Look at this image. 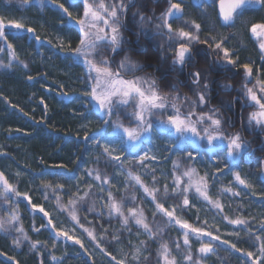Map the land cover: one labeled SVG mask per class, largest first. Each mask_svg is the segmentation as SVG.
Masks as SVG:
<instances>
[{
  "label": "trees",
  "instance_id": "1",
  "mask_svg": "<svg viewBox=\"0 0 264 264\" xmlns=\"http://www.w3.org/2000/svg\"><path fill=\"white\" fill-rule=\"evenodd\" d=\"M127 2L128 11L121 21L124 25L121 35L125 43L113 55V66L128 56L143 68L135 73L136 76L154 78L162 92L170 95H175L172 92V87L175 86L181 96L187 94L192 99L196 97L189 89L196 90L197 86L192 83L190 73L197 70L206 72L210 87L209 103L204 109L197 111L217 109L220 118L227 122L226 131H239L250 144L248 151L241 153L234 163L229 159V168L220 173H217V166L223 167L226 152L210 148L207 142H202L198 147L191 143L183 148L177 145L172 147V143L162 146L164 156L160 157L161 161L154 167L158 179L157 187L161 189L165 183L172 184L171 173L175 161L180 160L181 167L192 166L203 171L209 177V184L212 183L211 196L214 199L219 198L226 205L224 214L227 209L229 213L236 216L240 214L241 218L248 221L251 234L244 226H239L232 228V233L238 232L239 236L229 235L227 229L231 225L226 224L221 213L217 210L215 213L211 212L205 203L194 202L189 196L192 200L190 209L178 208L177 214L190 224L210 230L222 240L234 243L241 249L237 252L228 245L212 241L217 246V254L205 258L202 264H249L251 260L243 253L253 252L255 260L259 256V245L264 241V228H261L264 223V151H261L264 147V132L247 124V117L254 109L244 107L245 100L242 96L236 101L241 92L242 70L229 71L228 66H220L215 53L203 44L194 45L192 61L182 71L173 69V51L168 47L167 37L159 34L155 27V17L167 9V0ZM57 3H64L75 18L83 16L81 0H57ZM141 15L146 21L152 18L151 22L141 24ZM0 17L4 18L5 25L18 21L35 30L33 34L6 27L8 43L12 44V49H8L7 44L0 40V48L4 49L0 52V173L22 194L15 196L9 193L10 200L0 195V219L6 220L11 214L18 215L19 225L24 228L30 240L41 242L36 250L31 248L28 241L23 240L16 247L13 241L20 234L14 230L0 231V253L3 254L0 255V264H40L41 260L44 264H115L111 256H106L96 248L95 243L71 219L68 212L60 210L52 188L45 186L64 185L59 192L64 206H67L69 198L77 192L78 187L87 191V185L99 184L88 175L89 171L99 170L109 176L115 184L110 190L117 199L126 195L124 184L127 182L128 171L140 174L144 183L151 187L152 181L144 175L137 163L133 164L135 157L145 151V145L139 148L138 153L126 152V156L122 157L123 164L111 161L103 154L102 145L114 137L113 121L119 120L125 127L136 125L134 120L129 119L133 108L128 106L126 110L122 109L111 117L108 124L104 123L108 118L96 102L84 94L91 86L87 82V68L82 58H77L73 51L79 46V25L52 3V0H43V3L40 0H31L28 5L23 4L22 0H0ZM37 36L40 37L39 40L36 39ZM246 61L253 62L254 71L256 68H264V63L261 64L259 59ZM225 84H230L234 90L225 92L221 87ZM119 135L121 134L116 136ZM85 136L88 137L87 140ZM97 140L100 145L96 144ZM189 151L196 157L194 161L188 159ZM121 172L124 174L121 175ZM235 172H239L251 187L246 188L236 183L233 175ZM224 187L240 190V195H221ZM131 191L129 188L128 193ZM92 192L97 195L77 204L80 223L94 230L101 247L115 256L116 260H121L119 254L129 251L136 227L131 225L130 233L123 229L117 219H110L107 209L102 207V197L105 194L100 193L95 186ZM23 194H27L32 205L43 207L50 214L58 230H74L71 234L81 239L84 248L63 237L54 240L51 227H42L47 225L48 218L34 210L23 198ZM136 195L138 200L143 201L140 206L153 228L156 224L163 225L164 220L160 216L153 220L154 206L149 199L143 197L142 192ZM163 202L166 207L173 204L182 206L181 198L166 199ZM101 212L104 214L101 215ZM218 213L220 215L217 220L210 223L209 218ZM205 220L207 224H204ZM34 226L40 228V231H33ZM180 232L178 226L166 228L162 236L157 238V243L141 235V241L149 246L145 253L149 256L146 264H156V251L160 240L168 242L175 251L173 242L179 240L182 243ZM115 235H119L118 241L113 239ZM255 236H260L261 241H257ZM100 237L103 239H99ZM203 239L207 241L209 238ZM199 247V242L193 240L194 255ZM52 256L58 259L53 261Z\"/></svg>",
  "mask_w": 264,
  "mask_h": 264
},
{
  "label": "snow or ice",
  "instance_id": "2",
  "mask_svg": "<svg viewBox=\"0 0 264 264\" xmlns=\"http://www.w3.org/2000/svg\"><path fill=\"white\" fill-rule=\"evenodd\" d=\"M30 2L31 0H22L25 5L30 4ZM40 2L43 3V0H40ZM52 3L56 4L60 10L69 18L74 19L75 23L79 25V46L73 51L77 58H82L87 68V82L91 86L90 90H86L84 94L90 96L108 118L104 120V123L108 124L111 117L117 115L122 109L126 110L128 106L133 108L129 119L135 121V127H124L119 120L113 121L117 131L122 129L126 140L121 137L118 141L108 140L102 145L103 154L111 161H118L123 164L122 154L135 149L136 144L141 141L144 134L152 133L155 123L174 129L177 140L173 142V147H176L177 143L201 140L207 141L208 146L211 148L221 149L226 152L223 167L217 166V173L229 168V159L234 163L241 153L248 151L250 144L239 131L233 133L226 131L225 125L227 122L220 118L217 109H209L208 112L197 111V109H204L209 103L208 94L210 87L209 81L206 79V72L197 70L190 73L192 83L197 86L196 90L189 89L196 97L192 99L187 94L181 96L175 86L172 87V92L175 95H170L162 92L154 78L136 76L135 73L142 71L143 68L128 56H125L118 65L113 66V55L125 43L121 35V28L124 27L121 21L128 11L127 0H81L83 7V16L81 18L73 17L72 12L68 7H65L64 3H57V0H52ZM167 4V9L161 12L158 17H155V27L159 34L167 37L168 47L173 51V56L171 57L173 69L182 71L192 61L194 45L203 44L216 54L223 66H228L227 70H242L241 92L237 95L236 101L238 102L242 96L245 100L244 107L254 109L247 117V124L258 128L260 132H264V74H262L264 73V68H256L254 71L253 62L241 63L234 51L226 46L225 40L227 38L209 36L201 39V25L195 21H184L187 30L185 26L174 28V23L183 20L184 8L182 0H167ZM253 5H258L261 9H264V0H219L217 18L221 22V26L234 27L237 20L241 19L244 13ZM151 20L152 18H148L146 21L143 15L140 16L141 24L151 22ZM6 27L35 33L32 27H26L23 22L11 21L5 25L4 18L0 17V40L7 44L8 49H12L13 46L8 43ZM248 30L251 38L258 46L261 60L264 61V22L253 23ZM36 39L39 40L40 37L37 36ZM2 51L4 49L0 48V52ZM9 66L4 65V67ZM24 67H27V65H24ZM221 87H223L225 92L234 90L230 84H225ZM228 107H231V103H229ZM165 115L167 116L166 121L164 119L153 120V117H164ZM230 126L234 127V125ZM87 139L88 137L85 136V140ZM116 143H119V149H117ZM96 144L100 145V141L97 140ZM261 151H264V147L261 148ZM187 155L189 160L194 161L196 159L191 151ZM154 160H157V157L147 152L143 156L138 157L139 164L145 169H150L151 187L144 183L140 174L128 171L127 182L124 184L126 195L120 199H117L110 190L115 186L114 181L99 170L88 172V175L94 181H98L99 184L87 185V191H83L78 187L77 192L69 198L67 206L61 203V196L59 195V192L64 188L63 184H57L55 187L46 185L45 187L52 188L60 210L68 212L71 219L83 228V231L95 243L96 248L100 249L106 256H111L115 264H128L129 260L131 264H142V260L146 264L149 256L145 255V253H147L149 246L145 241H140V246H133V251L129 255H125L121 260H116L115 256L101 247L100 243L97 242L95 231L84 227L77 215V204L86 202L90 197L97 195L92 192L94 186L99 188L100 193L105 194V197H102L104 199L102 207L107 209L108 217L117 219L123 229L130 233L132 230L130 226L134 225L138 236L144 235L148 240L157 243V238L162 236L166 228L178 226L181 229L182 243L179 240L173 242L175 251L168 242L159 241L156 251V264H202L205 258L217 254V246L212 241H218L220 244L228 245L229 248L240 252L241 249L236 244L222 240L219 235H214L210 230L190 224L177 214L178 208H187L190 205L189 193L194 192L197 198L202 199L212 209L221 213L222 219L227 221L229 225L235 227L244 226L251 234L247 220L239 216L230 218L227 214H224L225 206L219 198L214 199L209 192L208 175L199 176L196 169L191 167L180 171V163L173 162L172 184L168 185L165 183L163 189H161L157 187L158 179L155 175V168L146 163V161ZM60 167L63 166L61 165ZM120 174L123 175L124 173L121 172ZM145 175H148V172H145ZM233 175L236 183L246 188L251 187L241 177L239 172H235ZM105 185L108 187H104ZM129 188L132 189L131 193H128ZM138 192H142L143 197L148 198L154 206L153 220H155V217L160 216L164 220L163 225L156 224L155 228H153L144 214V209L140 206L143 201L138 200L136 195ZM9 193L15 196L22 195L8 182L3 173H0V195H3L6 200H10ZM224 193H230L232 196L240 195V192L234 191L233 187H224L221 190V195ZM23 198L32 205V201L27 194H23ZM45 198L47 199V196ZM175 198L182 199V206L177 204L165 206L164 200ZM94 207L95 202H93L92 209ZM32 208L43 213V216L48 218L47 225H42V227H51L54 233V240L63 237L65 240L79 245L80 248H84L81 239L71 234L74 230H58L50 218V214L43 207L32 205ZM103 214L101 212V215ZM19 219L16 214L9 215L6 220L0 219V231L8 232L14 230L20 234L13 241L16 247H19L21 240H23L28 241L31 248L36 250L38 245H41V242L30 240L24 228L19 225ZM204 224H207L206 220ZM261 228H264V223L261 224ZM33 231L38 232L40 228L34 226ZM216 231L219 232V229H216ZM228 234L239 236L238 232ZM204 237L209 239L205 241ZM99 239L102 240L103 237ZM113 239L118 241L120 237L115 235ZM255 239L261 241L260 236H255ZM193 240L198 241L200 244L196 255L192 252ZM85 251L87 250L85 249ZM258 252L259 256L253 260V264H264V241H261ZM243 254L248 259H253V252L248 251ZM0 255L3 254L0 253ZM9 259L13 258L9 257ZM57 259L56 256H52L53 261ZM40 264H44L43 260L40 261Z\"/></svg>",
  "mask_w": 264,
  "mask_h": 264
},
{
  "label": "rangeland",
  "instance_id": "3",
  "mask_svg": "<svg viewBox=\"0 0 264 264\" xmlns=\"http://www.w3.org/2000/svg\"><path fill=\"white\" fill-rule=\"evenodd\" d=\"M201 1L202 0H199L195 3L193 1L184 0L182 3V6L184 8L183 20L177 21L175 23L174 28H177L180 26H185L186 30H187V26L184 24V21H189V22L195 21L196 23H199L201 25V39H205L209 36H214L217 38H227L225 40L226 46L234 51V53L239 57V61L241 63L247 62L246 60H253V59H259L261 64L264 63V61H262L260 58L258 46L254 42V40L251 38V34L248 30L249 27L251 26V24L258 22V16H259L258 12H256L252 8H250L248 11H246L244 13V15L241 19L237 20L234 27L221 26V22L217 18L218 12H217V8H216V4H213L211 0H207L206 2H203L201 4H197V3H200ZM215 56H216V54H215ZM216 61L220 66H223L222 62L217 58V56H216ZM160 119H164L166 121L167 116L165 115L164 117H159V116L153 117V120H155V121H159ZM126 127H128V126H126ZM117 134H121V135L116 136ZM113 135H114L113 139L110 138L109 140L118 141L119 140L118 138H121V137L124 138L122 129L117 131L115 128ZM124 139L126 140V137ZM176 140H177V136L175 134L174 129L168 128L164 125H160L159 123H155L152 133L144 134L142 136L141 141H139L136 144V147H135V149L132 150V152L134 151V152L138 153L140 150L139 148H141L143 145H145V147H146V148L144 147L145 151L139 156H143L144 153H146V152L156 156L157 160L146 161V163L150 164L153 167H157L158 166L157 163H159V161H161L160 157L164 156L162 154L163 153L162 146L166 147V145H169L171 143L173 144V142ZM202 142H207V141L194 140V141H190L187 143H177L176 145L183 148L188 143H191L193 146L198 147ZM116 147H117V149H119V147H120L119 143H116ZM123 156H126L125 153L122 154V157ZM139 156L135 157L133 164L137 163L139 165V168L141 170H143L144 173L148 172V175H145V174L144 175L146 177H148L149 180L152 181V178H150L151 177L150 169H145L139 164V162H138ZM175 162H177V161H175ZM178 162L181 165V161L178 160ZM189 167L194 168L192 166H189ZM180 168H182L180 171H183L185 169V167H180ZM196 171H198L197 173L199 174V176H204L206 174L203 171H199L197 168H196ZM155 172H156V169H155ZM211 184H209L210 194H211V191H213ZM234 191H236V190H234ZM237 191L240 192V190H237ZM189 196L193 198L192 200H194V202H198L199 204L205 203V205H207L209 207V210L211 212L216 211L215 209H212L211 206L208 205L205 201H203L200 198H197L195 196L194 192H190ZM192 200L190 199V204L192 203ZM221 203L226 207V205L222 201H221ZM188 207L190 209V205ZM152 211H153V209H152ZM227 213H229V212L226 209V214ZM219 215L220 214L218 213V214H215V216L209 218L210 223L215 222L217 220V218L219 217ZM227 215L230 218H236L238 216L239 217L242 216L240 214H238L236 216L235 214H232L231 212ZM226 224H228L227 221H226ZM232 228L236 229L235 226L231 225V228L227 229V233H232V230H233ZM133 237H131V245L129 247L130 252L125 250L123 254H119V255H121L122 259L125 257V255H129L133 251V246H140L141 235L138 236L137 234H135L134 239H133ZM144 263L145 262H142V264H144ZM128 264H131L130 260H129ZM249 264H253V259L251 260V262Z\"/></svg>",
  "mask_w": 264,
  "mask_h": 264
},
{
  "label": "flooded vegetation",
  "instance_id": "4",
  "mask_svg": "<svg viewBox=\"0 0 264 264\" xmlns=\"http://www.w3.org/2000/svg\"><path fill=\"white\" fill-rule=\"evenodd\" d=\"M188 1H193L196 3L199 0H188ZM206 1L207 0H202L200 3H197V4H201V3L206 2ZM211 1L213 4H216V8H217L219 0H211ZM251 8L259 13L257 23L264 22V9H261L258 5H253ZM217 12H218V8H217Z\"/></svg>",
  "mask_w": 264,
  "mask_h": 264
},
{
  "label": "water",
  "instance_id": "5",
  "mask_svg": "<svg viewBox=\"0 0 264 264\" xmlns=\"http://www.w3.org/2000/svg\"><path fill=\"white\" fill-rule=\"evenodd\" d=\"M218 8V7H217ZM218 11H219V8H218Z\"/></svg>",
  "mask_w": 264,
  "mask_h": 264
}]
</instances>
